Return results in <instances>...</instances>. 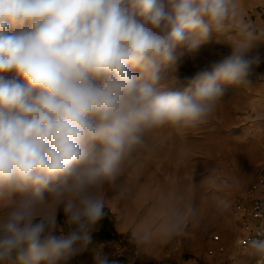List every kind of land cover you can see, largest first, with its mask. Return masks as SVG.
I'll return each instance as SVG.
<instances>
[{"label": "clouds", "instance_id": "9594fccd", "mask_svg": "<svg viewBox=\"0 0 264 264\" xmlns=\"http://www.w3.org/2000/svg\"><path fill=\"white\" fill-rule=\"evenodd\" d=\"M227 33L230 55L178 78ZM256 37L239 0H0V264H68L87 250L111 200L128 199L119 178L150 135L196 128L226 86L251 85ZM155 206L131 232L140 250L199 223L186 190ZM104 247L94 264H108ZM247 249L264 264V239Z\"/></svg>", "mask_w": 264, "mask_h": 264}, {"label": "rangeland", "instance_id": "374dc122", "mask_svg": "<svg viewBox=\"0 0 264 264\" xmlns=\"http://www.w3.org/2000/svg\"><path fill=\"white\" fill-rule=\"evenodd\" d=\"M239 5L257 31V44L247 54L260 57L248 76L251 85L226 86L212 116L196 128L165 127L153 132L119 178L131 193L126 200L110 202L112 238L88 246L68 264H94L93 249L100 244L109 255L108 264H202L220 246L236 242V235L226 232L233 218L231 199L245 195L256 183L264 162V79H260L264 76V0H239ZM214 39L221 43L209 41L194 57L184 58L177 72L181 81L230 55L225 42L233 34ZM165 190H186L199 223H189L167 242L157 240L140 250L131 232L141 221L147 224L158 218L155 201ZM108 195L115 193L109 189Z\"/></svg>", "mask_w": 264, "mask_h": 264}, {"label": "built area", "instance_id": "2783aa9c", "mask_svg": "<svg viewBox=\"0 0 264 264\" xmlns=\"http://www.w3.org/2000/svg\"><path fill=\"white\" fill-rule=\"evenodd\" d=\"M232 217L239 221L241 235L236 244L240 249L247 248L249 238L264 239L258 237L256 230L264 224V162L258 169L256 183L244 194H237L231 199Z\"/></svg>", "mask_w": 264, "mask_h": 264}, {"label": "crops", "instance_id": "0c3cea01", "mask_svg": "<svg viewBox=\"0 0 264 264\" xmlns=\"http://www.w3.org/2000/svg\"><path fill=\"white\" fill-rule=\"evenodd\" d=\"M229 226L226 229V232L235 235L238 238V235H241L240 223L237 220L232 218V221H229ZM236 238V241H237ZM219 248V247H218ZM112 264H128L124 261L113 262ZM202 264H258V262L250 258L248 255V249H240L237 247L236 242H233L230 245L220 246L218 251H214L213 256L208 260H203Z\"/></svg>", "mask_w": 264, "mask_h": 264}, {"label": "trees", "instance_id": "16d2710c", "mask_svg": "<svg viewBox=\"0 0 264 264\" xmlns=\"http://www.w3.org/2000/svg\"><path fill=\"white\" fill-rule=\"evenodd\" d=\"M59 220L61 221V214ZM112 223V215L109 213L97 224L95 230L92 232V243L89 246L111 239L113 236Z\"/></svg>", "mask_w": 264, "mask_h": 264}]
</instances>
